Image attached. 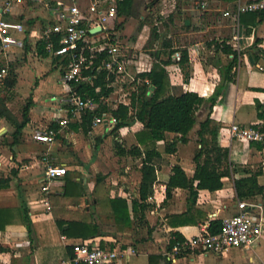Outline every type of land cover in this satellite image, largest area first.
<instances>
[{"label": "crops", "instance_id": "crops-1", "mask_svg": "<svg viewBox=\"0 0 264 264\" xmlns=\"http://www.w3.org/2000/svg\"><path fill=\"white\" fill-rule=\"evenodd\" d=\"M90 1L20 0L11 13H4V17L22 24V31L14 34L23 39V47L8 48L1 61L7 62L10 68L13 53L21 51L26 56L24 87L28 88L25 90L28 112L27 122L15 138V128L0 131V178L9 180L8 186L0 189V206L20 208L23 199L32 231L28 233L20 222L0 230V264H59L72 255L68 254L67 247L72 248L73 243L79 241L119 251L118 264H264V233L252 248L235 246L220 253L194 250L175 257L170 253L177 234L181 237L178 240H182L208 227L212 220L221 221L236 211L234 205L238 197L234 179L259 171L257 181L264 185V131L261 130L264 126V71L256 67V64H264V15L259 14L264 12L240 13L234 20L225 12L233 10L237 3L250 0H184L180 5L177 0H168L167 18L160 24L152 23L153 33H140L136 39V46L145 38L153 39V45L146 51L142 47L135 48L127 59L128 65H123L118 76L111 74L107 80L103 71L107 93L99 92L97 100L91 98L93 108L68 114L67 125L60 126L53 116L63 113H55L48 106L52 96L62 94L63 86L59 81L62 71L56 64L57 59L45 49L40 38L53 18L44 3L52 6L75 3L85 8ZM116 2L121 20L118 27L123 29L135 0ZM2 3L0 0V6ZM148 6L144 3V8ZM164 21L170 25L182 22L185 26L182 34L193 40L186 45L173 44L172 35H164L162 31ZM126 26L129 24H125L119 34H125ZM221 42L237 49L232 80L226 82L211 110L207 106L199 109L197 123L187 134V141H177L174 152L165 149L176 134L166 132L165 138L154 144L153 151L157 154L152 157L149 168L143 169L146 148L139 145L135 136L143 129L140 121L116 129L114 126L111 130L95 123L103 113L112 114L119 104L130 108L131 93L138 85L148 83L140 74L154 69H162L166 93L193 91L209 96L221 81L217 67L233 58V53L216 49ZM44 51L48 53L45 55ZM183 51H186L185 56H182ZM14 76L13 85H18L20 77ZM85 112L93 113L86 131L82 128ZM207 114L217 130L216 143L228 148L230 176L221 178L220 189L198 190L195 198L187 188L181 187L174 188L166 197V184L173 165H180L188 177L195 171L193 157L201 147L197 130ZM36 120L56 130L52 143L32 138L33 130L40 127L34 125ZM3 121L13 126L5 117H0V122ZM232 122L257 130L261 138L231 136ZM138 150L141 154L136 153ZM48 164L63 165L66 173L50 179L46 174ZM147 172V208L133 211L132 201L138 198L143 175ZM64 178L74 183L70 195L64 194ZM251 197L264 206V194ZM117 199L125 201L129 223L116 219L112 201ZM56 219L88 222L96 225L97 234L86 239L67 237L60 232Z\"/></svg>", "mask_w": 264, "mask_h": 264}, {"label": "built area", "instance_id": "built-area-1", "mask_svg": "<svg viewBox=\"0 0 264 264\" xmlns=\"http://www.w3.org/2000/svg\"><path fill=\"white\" fill-rule=\"evenodd\" d=\"M18 1L20 0H3L0 6V83L8 74L7 62L1 61L7 49L23 47V39L14 34L15 31H22V24L4 17V13L12 12ZM167 1L147 0L149 4L147 10L152 8L151 16L155 25L162 23L168 16ZM44 7L52 13L53 18L42 30L40 38L45 49L57 59L56 64L62 71L59 81L63 86L62 94L59 97L52 96V102H49L48 106L55 113H63L60 116L54 115L53 119L60 126H66L69 121L68 114H77L95 106L91 98H82L78 94L75 90L76 85L80 83L92 85L93 78L102 71L106 72L107 80L111 74L116 77L122 73L123 65L128 58L122 49L120 35L116 29L121 20L116 0H91L85 8H80L75 3L67 6L44 3ZM244 12H264V0L237 3L233 10H228L225 14L232 15L236 20L239 14ZM256 67L264 71V64H256ZM86 71H94V74L87 75ZM117 121L113 114L103 113L96 118L95 123H101L111 130ZM230 135L250 139L261 138L257 130L234 122L230 125ZM55 137L56 130L49 126L37 127L32 133L35 141L46 144L52 143ZM65 173L66 168L63 165L46 166V174L50 179L63 176ZM234 206L236 211L221 220L219 231L213 233L208 226L182 240L174 238L170 249L172 256L194 250L220 253L235 246L252 248L264 233V206L253 197L238 198ZM119 253L115 249L79 241L73 243L72 255L59 264H118Z\"/></svg>", "mask_w": 264, "mask_h": 264}, {"label": "trees", "instance_id": "trees-1", "mask_svg": "<svg viewBox=\"0 0 264 264\" xmlns=\"http://www.w3.org/2000/svg\"><path fill=\"white\" fill-rule=\"evenodd\" d=\"M128 0H126L127 2ZM247 14H256L247 12ZM261 16L264 13H259ZM216 49L223 53H233V58L226 64L217 68L219 70L221 81L218 83L214 91L207 97L200 96L193 91H185L180 94L166 93V81L162 69H154L150 72L141 73L142 78H147L148 83H142L136 87L131 93L130 108L124 104H119L112 111L117 118L115 129L123 126H130L134 121H140L143 129L136 132L135 136L139 145L146 148L144 157L142 158V168H149L150 161L157 153L153 151L156 141L163 140L166 132L176 134L173 141L166 145V152H174L177 141L186 142L187 134L197 123L198 111L202 106H207L209 110L220 99L226 82L232 80V67L237 62V49L225 42L217 43ZM44 51L43 54H47ZM186 55L183 51L182 56ZM184 58V57H183ZM182 58V59H183ZM1 64V63H0ZM87 75H93L94 71H86ZM105 72L98 73L93 78V84L80 83L75 86V90L82 98H92L97 100L99 92L107 93L105 88ZM15 76L9 72L8 75L0 83V88L5 86H13ZM0 117H5L15 128L14 138L21 131L27 122L28 107L25 105L22 111V119L18 121L4 105V101L0 100ZM131 109V112H130ZM93 113L85 112L82 121V128L86 131L87 125ZM260 118L262 117L260 113ZM264 131V126L261 127ZM216 128L211 124L209 114L205 119L199 122L197 135L200 149L195 153L193 160L195 162V171L191 177H188L180 165L172 166V174L166 184V197H169L171 191L176 187L187 188L192 198H195L198 190L206 189L209 191L217 190L222 187L221 178L230 176V163L228 160V148L220 146L216 143ZM206 134L208 137H206ZM15 140V139H14ZM14 143V142H13ZM152 146V147H151ZM136 150V148H133ZM133 151V150H132ZM140 153L141 151H136ZM259 171L252 173L248 177L234 179V188L238 198L251 197L256 194H264V185L257 181ZM149 172L143 176V182L140 185L139 196L132 201L133 211L145 210L147 205L145 199L147 196V176ZM197 182L194 186V182ZM8 179L0 178V189L8 186ZM74 183L68 178H64L63 188L64 194L70 195V189L74 187ZM116 219L124 220L129 223L124 200L112 201ZM17 222L23 223L24 229L31 233V220L24 200L21 201L20 208H11L0 206V230L5 229L6 225H14ZM56 225L60 232L67 237L89 238L97 234L96 225L81 220H65L56 219ZM211 232H217L221 228V221L212 220L209 225ZM176 237L181 239L177 234ZM3 248V247H2ZM68 254H72V248L67 247ZM151 264V263H150Z\"/></svg>", "mask_w": 264, "mask_h": 264}, {"label": "rangeland", "instance_id": "rangeland-1", "mask_svg": "<svg viewBox=\"0 0 264 264\" xmlns=\"http://www.w3.org/2000/svg\"><path fill=\"white\" fill-rule=\"evenodd\" d=\"M183 1L184 0H177L179 5L182 4ZM187 1L192 2L191 0H187ZM144 3H147V0H135L132 9H130L129 11L130 18L127 17L125 19V22H123L124 23L123 29H125V24H129V26L128 27L126 26L127 29H126V32H124L125 34H122V35L119 34L120 35L119 39L121 41L122 49L125 52L127 58L132 56L133 52H135V48L142 47L143 51H146L145 49L150 48L149 46H152L154 43L153 39L145 38L140 41V46H136V39L138 37V34L143 33V32L153 33L151 31L152 23H153V19L151 18L152 8L151 10L148 11L147 8H144ZM124 10L125 9H122V11ZM141 15H145L144 16L145 18L143 20L140 19ZM161 28H162V31H164V35H167V34L172 35L173 38H170V39L174 42L173 44L177 46L186 45L189 43V41L193 40L192 38L191 40L189 38L186 39L185 38L186 36L182 34L185 29V26L182 24V22L178 25L176 24L170 25L164 21ZM116 29L117 31L119 32L121 31L122 33V30H123L122 27L119 29V27L117 26ZM13 56L14 57H13L12 62H10L9 70L11 69L10 72L13 73L14 75H17V78L20 77V79L17 80V82L19 81L18 85L5 86V87L0 88V100L4 101V105L5 106L7 105L9 109L14 113V115H16L17 117L16 119H19L18 121H20L22 119L21 113L26 103L28 102V97L26 96V92H25V90L27 91L28 88L24 87L26 86V72L24 71V66L26 65V56L21 51H17L16 53H13ZM44 98L45 96L41 100H43ZM0 108H1V105H0ZM35 122L36 123L34 125L35 126L38 125L40 127H43L46 124V122L42 124V121L40 120H36ZM0 131H14V127L11 126L9 123L3 121V122H0Z\"/></svg>", "mask_w": 264, "mask_h": 264}, {"label": "water", "instance_id": "water-1", "mask_svg": "<svg viewBox=\"0 0 264 264\" xmlns=\"http://www.w3.org/2000/svg\"><path fill=\"white\" fill-rule=\"evenodd\" d=\"M189 21L188 19L185 20V24L188 25ZM94 30L92 29L91 32H93Z\"/></svg>", "mask_w": 264, "mask_h": 264}]
</instances>
